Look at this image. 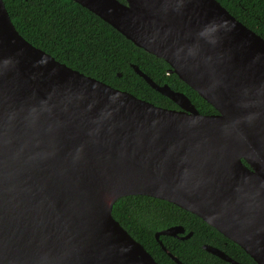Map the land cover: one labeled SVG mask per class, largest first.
Segmentation results:
<instances>
[{"label":"water","instance_id":"obj_1","mask_svg":"<svg viewBox=\"0 0 264 264\" xmlns=\"http://www.w3.org/2000/svg\"><path fill=\"white\" fill-rule=\"evenodd\" d=\"M71 1L162 59L215 113L135 65L176 109L56 61L0 0V264H158L111 214L136 195L195 215L264 264V39L216 0ZM183 233H154L176 264L159 237Z\"/></svg>","mask_w":264,"mask_h":264},{"label":"trees","instance_id":"obj_2","mask_svg":"<svg viewBox=\"0 0 264 264\" xmlns=\"http://www.w3.org/2000/svg\"><path fill=\"white\" fill-rule=\"evenodd\" d=\"M2 1L16 31L56 61L155 106L176 109L173 102L134 72L131 65H135L157 85L166 84L183 93L200 114L215 113L206 101L170 72L169 65L162 59L135 47L73 1ZM216 1L264 39V0ZM111 214L158 264H176L154 237L155 232L172 226H183L186 232H192L187 240L159 237L166 250L183 264H230L202 250V245L223 251L239 264H255L240 247L201 219L165 201L141 195L121 197L114 203Z\"/></svg>","mask_w":264,"mask_h":264},{"label":"flooded vegetation","instance_id":"obj_3","mask_svg":"<svg viewBox=\"0 0 264 264\" xmlns=\"http://www.w3.org/2000/svg\"><path fill=\"white\" fill-rule=\"evenodd\" d=\"M180 227H182V228L184 229V233H183V234H180V236H184V235H186L188 232H186V230H185V228H184L183 226H180ZM191 236H192V235H191ZM191 236H190V237H191ZM190 237H189V238H190ZM172 238H173V237H172ZM189 238H188V239H189ZM175 239H178V238H175ZM179 240H180V239H179ZM186 240H187V239H186Z\"/></svg>","mask_w":264,"mask_h":264}]
</instances>
